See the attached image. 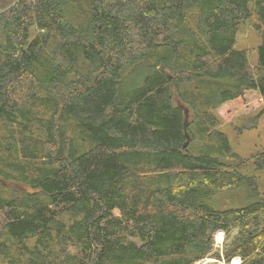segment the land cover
Listing matches in <instances>:
<instances>
[{
	"label": "trees",
	"instance_id": "1",
	"mask_svg": "<svg viewBox=\"0 0 264 264\" xmlns=\"http://www.w3.org/2000/svg\"><path fill=\"white\" fill-rule=\"evenodd\" d=\"M246 91L251 129L264 0H0V264H264V148L214 112Z\"/></svg>",
	"mask_w": 264,
	"mask_h": 264
},
{
	"label": "rangeland",
	"instance_id": "2",
	"mask_svg": "<svg viewBox=\"0 0 264 264\" xmlns=\"http://www.w3.org/2000/svg\"><path fill=\"white\" fill-rule=\"evenodd\" d=\"M258 43L257 37L248 24L243 23L237 33V47L249 52L251 66L255 65L256 62V47ZM261 104H263V100L259 93L246 91L241 97L226 101L214 111L219 117L220 129L227 134L233 151L242 157H248L255 151L264 148V114L258 118L254 128H247V124H251L253 116L261 108ZM261 179L260 186L264 192V174ZM231 234L233 232L229 234L216 232L213 237V251L219 257L210 255L193 264H232L233 260H237V263L240 264L238 257L226 262L222 254L223 248Z\"/></svg>",
	"mask_w": 264,
	"mask_h": 264
},
{
	"label": "bare ground",
	"instance_id": "3",
	"mask_svg": "<svg viewBox=\"0 0 264 264\" xmlns=\"http://www.w3.org/2000/svg\"><path fill=\"white\" fill-rule=\"evenodd\" d=\"M232 264H238L237 260H233Z\"/></svg>",
	"mask_w": 264,
	"mask_h": 264
}]
</instances>
